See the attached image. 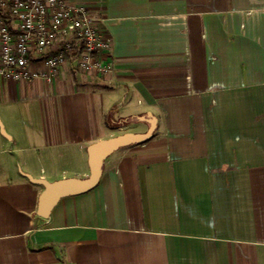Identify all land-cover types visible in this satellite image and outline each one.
Listing matches in <instances>:
<instances>
[{"label":"crops","instance_id":"1","mask_svg":"<svg viewBox=\"0 0 264 264\" xmlns=\"http://www.w3.org/2000/svg\"><path fill=\"white\" fill-rule=\"evenodd\" d=\"M67 1L111 38L109 71L0 78V264H264V0ZM147 112L150 139L37 214L25 173L85 177L88 145Z\"/></svg>","mask_w":264,"mask_h":264},{"label":"built area","instance_id":"2","mask_svg":"<svg viewBox=\"0 0 264 264\" xmlns=\"http://www.w3.org/2000/svg\"><path fill=\"white\" fill-rule=\"evenodd\" d=\"M95 22L67 0H0V78L52 81L69 61L84 73L109 71L112 41Z\"/></svg>","mask_w":264,"mask_h":264},{"label":"water","instance_id":"3","mask_svg":"<svg viewBox=\"0 0 264 264\" xmlns=\"http://www.w3.org/2000/svg\"><path fill=\"white\" fill-rule=\"evenodd\" d=\"M136 119L147 122L148 128L145 131L118 133L88 145L87 163L89 174L85 177H65L50 181L25 173L30 181L43 186V191L40 193L37 201V214L46 218L60 198L83 193L95 187L101 177L105 159L119 148L150 139L157 125L155 116L147 112L145 115L136 116ZM0 128L3 133L1 123Z\"/></svg>","mask_w":264,"mask_h":264},{"label":"trees","instance_id":"4","mask_svg":"<svg viewBox=\"0 0 264 264\" xmlns=\"http://www.w3.org/2000/svg\"><path fill=\"white\" fill-rule=\"evenodd\" d=\"M114 112L110 111L107 113L105 120H106V124L108 127L110 128H117V127H121L124 126L128 123V118H121L118 120H115V123L112 122V120L114 119L113 117Z\"/></svg>","mask_w":264,"mask_h":264},{"label":"rangeland","instance_id":"5","mask_svg":"<svg viewBox=\"0 0 264 264\" xmlns=\"http://www.w3.org/2000/svg\"><path fill=\"white\" fill-rule=\"evenodd\" d=\"M141 126H130L129 131L130 132H137ZM122 133V132H119Z\"/></svg>","mask_w":264,"mask_h":264}]
</instances>
